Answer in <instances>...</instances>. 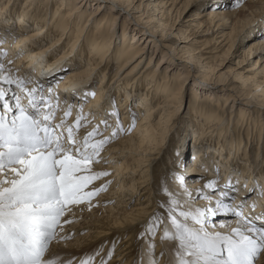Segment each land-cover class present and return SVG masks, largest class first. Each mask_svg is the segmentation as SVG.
I'll return each instance as SVG.
<instances>
[{"label":"bare ground","instance_id":"bare-ground-1","mask_svg":"<svg viewBox=\"0 0 264 264\" xmlns=\"http://www.w3.org/2000/svg\"><path fill=\"white\" fill-rule=\"evenodd\" d=\"M106 1L110 2L108 8L113 11L106 13ZM106 1L101 4L97 0H0V63L3 64L0 77L9 76L13 80L19 78L25 80L29 88H42L44 96L51 97L52 102L56 101L60 106V109L53 108L54 118L51 123L54 120V124L64 121L65 106L72 109V117L64 121L66 125L75 127L77 116H82V124L76 130L78 141L82 142L86 133L94 128L99 131L96 139L107 138L100 154V162L91 165L92 172L110 173L93 182L95 187L104 185L106 190L92 199L90 209L86 205H70L73 212H66L62 221L80 219L82 225L66 226V223H62V231H58V239L53 243L52 252L58 253L57 259L63 260L64 264H81V261L89 260L91 264H102L106 256L110 258L107 264H147L148 246L153 242V259L171 258V242L161 239L162 223L164 228L174 231L167 217L159 224L160 227L156 228V238H148L151 240L149 244H145L144 260L136 262L137 254L132 250L133 231L138 228L141 231L146 229L144 232L152 231L153 225L158 222L154 217H145L146 213H142L141 206L130 210L127 208L132 204L139 205L145 195H150L149 199L151 198L150 182L154 172L159 171L156 169V163L163 152V142L171 131L169 126L161 130L159 127L166 114L172 113L171 108H181L186 86L184 78L200 68L201 75L194 76L195 80L208 86L213 85V88L222 86L219 84L220 80L212 81L210 76L214 70L204 61V53L208 52L203 51L207 49L210 52L209 46L199 45L193 49L184 47L186 58L182 55L177 58V48L166 44L175 36L181 40L183 36L189 37L186 33L195 26L193 21H188L187 30L175 28L177 31L173 32L169 29L180 22V16L170 20L168 14H171L172 6L169 9L155 10V13L151 14L145 9L142 11V4H133V0ZM192 1L194 0H184L182 9H186ZM160 3L164 4L162 1ZM96 4L99 6L93 10L91 6ZM263 5L264 0H248L241 8L224 4L210 8L205 14L197 12L196 17L191 20L206 17L212 23L216 19L214 26L217 25V29L230 22L233 25L231 32L227 36L222 35L225 37L223 40H228L227 49L230 51L238 35L249 25L251 15L260 13L257 8L262 9ZM245 8L255 10L242 18L238 14ZM122 23L123 28L118 31ZM94 24L96 27H93ZM197 25L200 26L201 22ZM4 27L7 30H3ZM40 37L45 39L40 42ZM185 38L182 41L188 42ZM213 39L218 42L217 37ZM37 40L39 43L33 44ZM46 41L51 44L47 51L42 50V43ZM161 47L167 51L163 52ZM20 48H25L22 53ZM59 48H63L62 53H57ZM261 49H264V37L248 48L247 56L254 58ZM170 51L175 59L183 63L181 68L176 62L170 61L168 66L162 69ZM162 52L163 58L157 68L153 69L154 59ZM27 58L35 60L36 64L34 65L35 61L29 64ZM256 60L255 65L263 63L259 66V72L264 74V59ZM144 63L147 65L142 70ZM74 67L77 69L73 70ZM168 68L174 72H169ZM66 69L71 71L65 75V79H58L59 73ZM100 74L102 80L98 84L96 79ZM255 75L251 78L253 82L240 75L244 86L252 84L255 89L251 87L252 90L248 91V94L253 96L251 100H236L242 105L238 113V121L241 123L237 121L235 124L241 129L234 128L236 131H232L230 127V124L235 123L233 114L228 115L225 108L230 98H227L223 106L217 90L202 92L204 88L200 87L199 83L195 84L198 81L194 82L193 100L201 115H196L189 107L194 125L190 136L195 134L196 144L201 141H207V144L202 145L203 148L195 146L194 151L190 152L191 144L185 143L182 151L188 153L186 158L189 164L177 169L179 171L173 176L168 190L175 194L172 199L179 205L175 208L177 216L180 211L196 213L198 210L205 211L206 221L210 219V215L218 216L211 224L207 221V228L211 232L230 234L233 228L240 227L247 220L264 229V146L259 147L257 143L258 140L260 144L264 141V122L261 120L260 127H253V117L249 116L252 112L258 114V120L255 118V121L264 117V81L255 80ZM76 77L79 78L75 79ZM145 84L147 91L140 96L138 93H142L140 91ZM0 89L7 92L5 99L12 111L6 113V118L10 120L16 114V96H21L22 104L26 105L27 101L15 83L8 84L0 79ZM95 91L97 96L94 98L92 93ZM231 91L235 92L233 89ZM134 99L139 101L142 108L150 104V107H145V116L139 115L138 109L132 107ZM3 103L0 101L2 114L5 113ZM42 111H47V107L42 106ZM113 111L123 112L119 120L125 131L132 124V119L138 117L136 126L126 134H120L121 130L113 136L112 133L117 131V118L112 115ZM158 114L161 117L158 122H154ZM229 116L231 117L228 119ZM105 120L108 126L102 123ZM56 131L61 129L57 128ZM64 134H67L66 131ZM184 158L180 159V163L184 162ZM162 174L163 172H160V175ZM179 175L187 181L186 187L181 185V180L177 178ZM1 178L5 179L3 174H0ZM6 179L10 180L12 176ZM210 182H214L213 187H206ZM136 189L140 190L138 192L139 195L142 193L141 196H136ZM234 189H237V192ZM167 192L163 194V199L161 198L165 205L171 201ZM232 208H235L234 211ZM236 211L241 212L247 220L237 217L234 214ZM80 213L83 216H80ZM188 223L194 224L193 221ZM86 229L91 232L83 236L78 235ZM74 235L78 236L70 239ZM123 236L125 238L120 240ZM161 251L167 253L168 257L160 256Z\"/></svg>","mask_w":264,"mask_h":264},{"label":"snow or ice","instance_id":"snow-or-ice-1","mask_svg":"<svg viewBox=\"0 0 264 264\" xmlns=\"http://www.w3.org/2000/svg\"><path fill=\"white\" fill-rule=\"evenodd\" d=\"M0 79L15 83L27 101L24 105L21 96H16V114L9 120L6 113L12 108L5 99L7 92L0 89L5 110L0 114V174L5 177L0 179V264H64L57 259L58 253L52 252L53 243L58 231H62V223H69L62 221L66 212H73L69 206L86 205L90 209L92 198L106 190L104 185L97 188L93 182L109 173L92 172L91 165L100 162L107 138L96 139L99 131L94 128L82 142L78 141L76 130L82 124V116H77L75 127L64 121L53 124L51 97L46 99L42 88H29L19 78ZM42 106L47 111H42ZM70 114V108L64 112L65 117ZM112 115L117 118V131L112 133L115 136L123 130L122 122L118 112L113 111ZM102 123L108 126L106 120ZM57 128L61 131L57 132ZM9 175L10 180L6 179ZM177 178L183 182L182 175ZM213 185L210 182L206 187ZM178 206L170 201L168 219L174 231L161 224L162 241L171 242V258L153 259V242L148 246L147 264H264V229L255 228L251 220L245 218L247 222L233 228L230 234L211 232L205 211H180L177 216ZM189 220L194 224L190 225ZM160 255L168 254L161 251ZM81 264H90V260Z\"/></svg>","mask_w":264,"mask_h":264},{"label":"rangeland","instance_id":"rangeland-1","mask_svg":"<svg viewBox=\"0 0 264 264\" xmlns=\"http://www.w3.org/2000/svg\"><path fill=\"white\" fill-rule=\"evenodd\" d=\"M99 1L102 4L106 0H97V2H99ZM160 1L164 2V4H161ZM183 1L184 0H133V4H136V5L142 4L141 10L143 11L145 9L148 11V13H151V14L155 13V10L160 11L164 8L169 9L172 6L173 8H172L171 14L170 15L168 14L170 20L171 19L174 20L180 16V22H178V24H175V26H173L171 29H169V30H172L173 32L177 31L175 28L187 30L188 29L187 24L189 23L188 21H193V24L195 26H193V28L191 27L189 29V31L186 33V36L189 35V37L185 38V36H183V38L188 40V42H185V41L183 42L182 41L183 38L181 40L179 37L175 36L174 38L171 39V41H167L166 44L169 46H174L175 48H177V53H178L177 58H179L181 55L186 58V56H185L186 54L183 53L184 47H189V49H193L199 45L209 46L208 48L211 49L210 52L207 49L203 51V52H208V53H204L205 55L203 57H206V60H204V61H207L208 66H211L212 69L214 70L210 76L212 78V81L215 82L217 80H220L219 82H221V83H219V82L218 83L222 84V86H221V88H219V87L213 88L212 87L213 85L208 86V84H204L198 80H195L194 76L199 77L201 75V71L199 70L200 68H197V70L192 72V74L189 77L184 78V79H186V86H185L184 92H183L184 101H183L181 108H179L178 106L173 107L170 109V111H172V113H170V115H167L169 113H167L166 116L163 115V117L164 116L165 117L162 119V125H160L159 130H161V128L163 129V128H166V126H169V129L171 131L168 133L166 140L163 142V145L161 147V150H163V152L160 156L159 162L156 163V169L159 171L154 172L152 181L150 182L151 185L149 188L151 189L150 190L151 191V198L149 199L150 195L149 196L145 195L142 197V201L139 205L132 204L127 208V210H130L135 206H141V209H143V210H141L142 213H146L145 217H148V219L151 217H154V220H156L158 222V224L156 225L157 227H155L152 231L149 230L147 232H144V231H146V229L141 231L139 228L135 229L133 231V234L131 236L132 241H133L132 250H135V252L137 254L135 256L137 259L136 260L137 263L144 260V258H145L144 250L146 249L145 244L146 243L149 244L150 243L149 241L151 239L154 240L156 238V228H158V226L160 227L159 224L162 223V220L167 219V217H168V209L170 207V203L167 201L169 205L164 204V201L161 200L163 194L166 191H168L167 194H169V195H167V197L171 201H174L172 198H175V194L172 191L168 190V186L173 182V176L178 173L179 170L177 171V169L182 167L183 165H186V167H187L189 164V161H187V158H186L188 153L182 151V147L185 145V143H186V145H188L190 143L191 144L190 152H191V151H194L195 146H199V147L203 148L202 145L207 144V141L205 143H203L201 141L200 142L201 144L200 143L196 144L194 141L195 134L193 136V133H192L190 136V132H192V129H194V127H193L194 125H192L191 114L189 113V107H191L192 111L196 112L195 113L196 115H201V111L199 110L197 104L193 100V88L195 86L194 82L198 81L195 84L199 83V86L203 87L205 89V90L202 89V92L206 91V90H217L216 92L218 94H220V97H221L220 103L223 106H225V104L227 102V98H230L229 102L225 108L228 111V115L233 114V121H235V123L230 124V127L232 128V131H233L234 128L235 129L239 128V127L237 128L235 124L240 119L238 113H239V109L242 106L236 100L240 99V100L249 101L253 97L251 94H248V91L252 90L251 89L252 84H250V85L247 84L244 86L243 81L240 79V77L245 76V78H249V81H252L251 78L256 74L255 80L264 81V77H263L264 74H262V72H259L260 68H261L259 66H260V64L263 65V63L259 62L255 65V61H257L256 59H258V58L264 59V49H261L260 51H258L257 55H255L254 58L247 56L248 48L251 45H253L255 42H257L258 39L264 37V5L262 6V9L257 8L258 12L261 11L260 13H258L259 15L258 14L255 15L254 13L253 14L255 16L253 14L251 15L249 25L243 30V32L240 35H238L236 42L233 45V48L230 51H228L227 48H228L229 44L226 43L228 40L227 39L223 40L225 37L222 35L225 34L227 36V34L231 32L233 25L230 22H228L226 24V26L217 29V25L214 26L216 19L214 20V22L211 23L209 19H206V17L205 18H199L198 20L197 19L191 20V18H195L197 12H203L202 14H205L206 11L210 10V8L222 6L224 4H229V5L232 4V7L241 8L244 5V3L248 0H240L239 3H237V0H194L189 4V6L186 9H182V2ZM130 2H132V1L130 0ZM105 4L106 5L108 4V6L106 7V13L113 11V10L108 8L110 5L109 1H106ZM145 5H147V7H144ZM98 6H99V4H96L95 6H91V8L93 10H96ZM177 9H178V11H177ZM242 10L243 11H240L239 14L238 13L237 14L243 18V15L248 16L249 14L252 13L251 12L252 10H255V8H253V9L245 8ZM199 22H201L200 26L197 25V24H199ZM93 27H96V25L94 24ZM122 28H123V23L120 25V27H118L117 30L118 31H119V29L122 30ZM168 28L169 27H167V29ZM3 30H7V28L4 27ZM118 31H117L116 35H118V33H119ZM120 34H122L121 31H120ZM119 36H121V35H119ZM213 37H217V40H218L217 43L215 42ZM40 38H41L40 40L38 39L40 42H42V40L45 39L44 37H40ZM132 38H133V33L130 35L131 41L133 40ZM38 40L33 42V44L39 43ZM144 40H146V39L144 38ZM213 42H215V43H213ZM48 43H49V41L42 43V50L47 51L48 48L51 47V44L49 43L50 44L49 45ZM28 47H30V46L28 45ZM23 49H25V48H20L19 51L22 53ZM55 49H53V50H55ZM161 50L163 52L167 51V49H163L162 47H161ZM226 51H228V52H226ZM62 52H63V48H59L57 50V53H62ZM163 52L161 54H158V56L154 59L153 64H152L153 69L157 68L158 64L160 63L161 59L163 58V54H164ZM224 52H226L228 54H226ZM167 56H168V60L166 59V64L163 66L162 69H165V67L168 66L170 61L176 62L177 64H179L178 65L179 68L182 67L183 63L181 62V60L175 59V57L173 56L171 51L169 52V54ZM27 59H28V61H30L29 64H31L32 62L35 61V60H31L29 58H27ZM35 64H36V61L34 62V65ZM146 65L147 64H145V63L142 65V70H143V67ZM252 67H254L255 69H252ZM75 69H77V68L74 67L73 70H75ZM167 70L169 72L170 71L174 72L172 69H169V68ZM70 71L71 70L66 69V71L60 72L58 75V79L59 78L65 79V77H66L65 75ZM182 72H183V70L180 73H182ZM185 73L186 72H184V74ZM240 75H242V76H240ZM77 78H79V77H76L75 79H77ZM184 79H182V80H184ZM101 80H102V76L100 74V76H98V79H96V82H98V84H99L101 82ZM146 86H147V84H145L143 86V88L141 86L142 89L140 92H142V93H138L140 96H143L145 94V91H147L145 89ZM225 87H227L229 89H227ZM252 88L255 89L254 87H252ZM231 89H233L235 92H232ZM96 96H97V91H95L94 98ZM199 97H201V95H199ZM254 99H255V102H257L256 98H254ZM116 100H117V98H116ZM138 102L139 101L137 99H134L132 107L138 109V112H140L139 115L142 114V117H143V116H145V113L147 112V110H145V107H150V104L149 105L147 104V106L144 105V108H142L141 107L142 105H140ZM15 105H14V110H15ZM232 105H234V108H232ZM2 106H3V104H2ZM198 112H199V114H197ZM235 113H236V115H235ZM0 114H2V111H0ZM122 115H123V112H119L120 118H122ZM249 116L253 117V120H252L253 127L254 126L260 127L259 123L261 122V120H263V122H264V117L259 118V121H255L256 120L255 118H257V120H258V116H259L258 114H255L252 112ZM263 116H264V114H263ZM71 117H72V114H70L67 117H64V121H68ZM160 117H161V115L158 114L156 116V119L154 122H158ZM230 117L231 116H229L228 119ZM137 119H138V117L133 118L132 124L129 126V128L126 131L123 129L120 134H122V135L126 134V132H128L132 127L136 126ZM227 122H228V120H227ZM238 122L241 123V121H238ZM240 129H238V130H240ZM234 131H236V130H234ZM191 138H192V141H191ZM239 139H241V138H239ZM257 143L259 144V147L263 148L264 141L261 142V144H260V141L258 140ZM178 149H180V150H178ZM177 150H178V152H177ZM183 157H185L183 159L184 162L182 161V163H180L181 162L180 159ZM192 160H194V159H192ZM174 161H177V162H174ZM170 171H172V172H170ZM160 172H163V174L160 175ZM207 172H208V170H207ZM193 173H195V172H193ZM109 175H110V173H109ZM159 175H160V177H159ZM9 176H11V175H9ZM199 176H202V175H199ZM1 179H3V178H1ZM205 179H207V178H205ZM180 183L183 187H186L188 184L187 181H185V180H183V182L180 181ZM242 187H245V185H242ZM235 190L237 192V189H234V191ZM107 191H109V189ZM136 191L140 192V190H137V189H136ZM169 191H170V193H169ZM139 192L137 193L138 195H136V196H141L142 193L139 195ZM98 195H96L92 199L98 197ZM170 195H171V197H169ZM146 199L148 201H145ZM234 209L235 208H232L233 211H234ZM78 215H79V213H78ZM225 215H228V214H225ZM80 216H83V214L81 215V213H80ZM143 216H144V214H143ZM209 217H210V219H208L207 221H208V224H211V222L214 221L218 216H211L210 215ZM190 221L191 220H189V222ZM68 225L69 226H72V225L77 226V225H82V224H81L80 219H73L72 221H69V223H66V226H68ZM89 232H91V230L86 229L82 233H78V235L83 236ZM154 233H155V235H153ZM78 235H74L70 239L76 238ZM147 235H148V237H147ZM149 237L151 238L150 240L148 239ZM124 238L125 237L123 236L120 238V240H123ZM100 252H102V250H100ZM97 254H99V253H97ZM167 257H168V255H167ZM158 259H159V257H158ZM109 260H110V258L108 256H106L102 264H107V262ZM91 262H93V260ZM141 264H144V263L142 262Z\"/></svg>","mask_w":264,"mask_h":264}]
</instances>
